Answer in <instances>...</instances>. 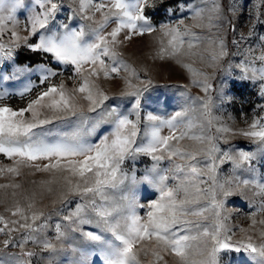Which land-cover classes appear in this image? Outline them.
Returning a JSON list of instances; mask_svg holds the SVG:
<instances>
[{
	"label": "snow or ice",
	"instance_id": "obj_1",
	"mask_svg": "<svg viewBox=\"0 0 264 264\" xmlns=\"http://www.w3.org/2000/svg\"><path fill=\"white\" fill-rule=\"evenodd\" d=\"M38 2L42 11L31 18V32L39 36V42L29 43L25 37V43L32 51L50 54L49 63L57 62L53 68L70 65L73 75L68 80L72 86L64 81L53 82L61 73L42 67L39 85L46 86L36 91L34 97L30 96L25 106L14 109L0 104V154L13 160V166L0 168V173L7 171L19 176L22 168H28L49 174L48 179L39 181L41 195L46 193L54 197V205H61L53 210L58 216L64 207L70 209L63 215L65 223L55 227V240L61 246L67 242L69 247L72 240H81V248L72 247L73 252L80 253L72 264H94L88 258L92 245L102 255L103 264H142L141 257L146 264H168L167 257L173 258V264H225L222 253L227 250L246 252L252 264H264V228L259 230L258 243L247 234L233 241L230 234L233 230L226 226L228 217L223 214L225 199L220 198L249 186L255 188L261 200L258 211L252 213V227L257 223L264 225V219L256 220L257 215H264V183L256 181L254 176L241 179L232 175L221 180L216 163L231 161L234 169L253 174L255 170L245 165H250L258 154L264 156V117L253 120L247 130L239 133L252 140L256 151L234 155L228 152L217 155L221 153L218 134L228 133L230 129L216 128V135L208 134L214 127L210 103L202 102L199 117L190 116L185 109L168 118L152 114L142 117L136 111V119H130L129 115L105 104L109 96L97 81L101 75L105 80H114L121 71L125 72L121 79L126 90L121 95L135 98L138 107L147 85L135 69L120 59L116 49L133 35L142 37L156 31L144 14L145 4L141 0H73L83 19L93 21L95 13H100L102 18L94 21L87 33L84 28L73 31L65 25L62 31L52 32L48 28V34H44L38 29H46L58 6L52 0ZM204 2L206 7L194 13L198 23L183 31L180 25L162 26L156 55L161 60H175L194 76H202L203 81L194 80L193 84L207 94L211 87L208 77L181 59L198 56L205 61L204 54L195 51L197 45L193 43L204 40L211 46L210 51L204 50L210 58L209 67L227 55L221 38L205 37L192 30H219L226 18L220 0H210V7H207L209 0ZM20 6L19 0L15 3L0 0V34L6 28V21L15 24V13ZM227 11L235 12V8L228 5ZM89 12L92 14L85 15ZM110 24L115 27L107 31ZM11 37L19 39L15 30ZM163 37H169L166 44ZM182 37L189 38L187 51ZM260 40L264 42V36ZM255 59L261 62V67H253L252 76L245 78L258 80L264 95V44ZM244 71L247 73L249 68L244 66ZM34 87L37 86L26 87L21 97L31 93ZM164 129L167 135L162 134ZM185 140L193 143L182 145L181 141ZM138 155L151 156L155 162L139 179L134 172L129 175L125 171L126 162ZM198 157L202 158V164ZM165 160L169 167H160V162ZM141 183L158 192V198L141 204L135 190ZM7 187L15 189L20 185H0ZM35 197L34 192L24 197L26 206L16 201L14 208L5 209L18 219L7 220L0 215V234L6 233L8 237L3 244L11 246V233L22 229L24 241H33L55 252L56 244L39 235L46 223H37L41 219L47 221L51 213L46 215L36 208ZM145 207L147 212L141 216L137 209ZM19 247L23 249L24 243ZM21 254L29 258L35 255L23 251ZM49 264L56 262L50 260Z\"/></svg>",
	"mask_w": 264,
	"mask_h": 264
},
{
	"label": "rangeland",
	"instance_id": "obj_2",
	"mask_svg": "<svg viewBox=\"0 0 264 264\" xmlns=\"http://www.w3.org/2000/svg\"><path fill=\"white\" fill-rule=\"evenodd\" d=\"M6 3H15L16 0H5ZM20 7L17 8L15 16V24L12 21H6V28L0 34V104H4L14 109H18L23 105L25 100L35 95L36 91L42 87L39 85V79L43 75L42 67L53 68L57 62L53 60L49 63V55L43 52L32 51L25 43V37L29 43H38L39 36L31 32V18L39 14L40 8L38 0H19ZM58 6L54 16L49 19L46 29H38L39 32L48 34L47 29L52 32L62 31L65 25L70 26L71 30H79L84 28L86 33L90 32V27L94 26V21L100 20L101 14L95 13L94 20L88 21L82 18V14L78 11V5L73 0H52ZM99 2V0H94ZM134 2V0H133ZM145 4L144 14L152 25L155 32L145 34L144 36H132L129 41H124L117 47L120 59L127 63L131 68L135 69L141 80L147 85L146 91L142 92L137 100L132 97L122 96L121 93L126 89L121 77L126 73L121 71L120 76L114 80H105L101 75L97 81L101 89L109 96V100L105 104L110 108H117L120 112L129 115L132 120L136 119L135 112L138 111L141 116L148 114L168 118L175 112L185 109L189 110L190 116L201 115L202 102L210 103L211 117L214 127L208 132L209 135H216V128H228V133L218 134L217 144L223 152L236 154L240 151L255 152L257 146L251 139L240 135L242 130H247L253 120L264 117V95L261 94L260 82L251 78V69L254 67L259 69L261 62L255 57L261 54V46L264 44L260 40L264 36V0H220L225 6V19L222 26L212 29L210 32L207 28H193L192 30L198 35L205 37H219L225 45V55L215 66H208V52L211 46L207 40L193 41L197 47L195 51L202 52L205 61H201L199 57H182L183 63H188L192 68L203 72L208 77V83L211 85L208 93H204L200 86L193 84L194 80L203 81L202 76H194L187 69L177 64L175 60L165 58L163 60L157 57L159 48L158 38L162 37L160 29L164 25L175 27L180 25L181 31L186 27H191L198 23L194 19V13L198 9H204L206 4L204 0H141ZM232 5L235 12L227 11V6ZM50 5L46 4V7ZM210 0L207 7H210ZM106 10V9H105ZM92 13H85L91 15ZM183 21V24H180ZM206 23V21H205ZM115 24H110L107 31H110ZM15 30L19 39H13L11 32ZM251 33V34H250ZM123 35V32L121 33ZM243 37V39L241 38ZM87 38V37H86ZM169 37H163L164 43H167ZM184 40V49L187 51L188 37H182ZM233 41H236L233 44ZM244 66L249 68L245 73ZM18 69H26L18 71ZM61 75L54 78L55 83L64 81L69 87L72 82L68 77L73 75L70 65L60 64L59 68H53ZM115 75V74H113ZM150 81V84L148 83ZM138 83V81H134ZM37 86L32 92L25 94L22 98L20 93L24 92L26 87ZM199 98L197 100L190 98ZM210 97V101L208 100ZM27 102V101H26ZM14 104V105H12ZM135 108V110H134ZM64 128V125H57ZM107 127V126H105ZM143 129V121L141 123ZM55 131V128L53 129ZM66 130V129H65ZM142 134V133H141ZM167 135V129L163 130ZM95 139V137H93ZM192 141H181L182 145H190ZM201 164L203 163L202 158ZM177 162H180L177 160ZM155 162L151 156L138 155L135 160L126 162L125 171L129 175L133 172L139 179L147 170L151 169ZM217 163V175L223 180L230 178L232 175L239 176L241 179H252L264 183V156L257 155V158L245 167H252L255 172L249 174L242 170H236L231 161L225 160ZM13 166V160L0 154V168L6 169ZM160 167L168 168L167 160L160 162ZM21 174L16 176L13 173L4 171L0 173V185L19 184V188H0V215L5 219L12 220L18 217H12L10 211L5 209L14 208L16 201H20L22 206H26L25 196H32L35 192V207L41 209L46 215L51 213L47 221L41 219L37 223H46V227L39 235L47 238L53 244H56V251L51 252L45 250L38 243L33 241H24L25 230H17L11 233V246L5 247L3 240L8 238L7 234H0V264H49L50 260L56 264H72L74 259L80 255L79 252H73L72 247L81 248V240L75 239L71 241L72 247L66 242L63 246L55 240L57 224L63 225V215L70 210L64 207L61 215H56L53 211L60 208L59 203L53 204L54 197L48 196L46 193L41 195L39 181L49 178L47 173H37L32 169L22 168ZM137 198L141 204L146 205L152 199L158 198V192L147 184H139L136 186ZM257 190L251 186L237 190L233 195L221 199H225L223 214L228 217L226 226L233 230L232 240H240L245 235H251L254 242H259V230L264 225L257 223L252 227L251 216L253 212L258 211V205L261 198L255 194ZM13 192L16 193L13 196ZM71 207H74L72 205ZM137 212L144 216L147 208H138ZM264 219V215H257L256 220ZM2 226V225H0ZM246 229L247 233L241 232ZM78 236V234H76ZM24 243V248L19 245ZM95 246L89 247V260L94 264H103V257L98 250H94ZM23 252H34L31 258L23 256ZM225 264H252L251 257L246 252H235L227 250L222 253ZM168 264H173V258L167 257ZM142 264H146L145 258L141 257Z\"/></svg>",
	"mask_w": 264,
	"mask_h": 264
},
{
	"label": "trees",
	"instance_id": "obj_3",
	"mask_svg": "<svg viewBox=\"0 0 264 264\" xmlns=\"http://www.w3.org/2000/svg\"><path fill=\"white\" fill-rule=\"evenodd\" d=\"M26 101H27V100H25V102L23 103V105L26 103ZM12 105H14V104H12Z\"/></svg>",
	"mask_w": 264,
	"mask_h": 264
}]
</instances>
